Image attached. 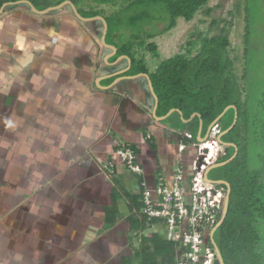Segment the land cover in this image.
<instances>
[{
  "label": "crops",
  "instance_id": "obj_1",
  "mask_svg": "<svg viewBox=\"0 0 264 264\" xmlns=\"http://www.w3.org/2000/svg\"><path fill=\"white\" fill-rule=\"evenodd\" d=\"M101 28L66 8L36 16L14 6L0 18V264H145L151 240L167 242L140 217V182L172 186L181 170L189 194L197 117L155 118L169 112L156 110L145 77L114 75L128 63H105ZM131 70L122 77L143 74ZM121 143L141 177L115 154Z\"/></svg>",
  "mask_w": 264,
  "mask_h": 264
},
{
  "label": "trees",
  "instance_id": "obj_2",
  "mask_svg": "<svg viewBox=\"0 0 264 264\" xmlns=\"http://www.w3.org/2000/svg\"><path fill=\"white\" fill-rule=\"evenodd\" d=\"M9 1L17 0H4L0 2V7ZM29 1L35 4L34 0ZM70 1L84 18H105L109 26L107 43L118 48L115 59L123 55L129 56L132 60L131 74H140L148 73L145 59L138 53L145 47L144 40L168 33L176 27L180 19L187 23L192 22L199 12L207 8L211 0H117L119 4H116V0H100L99 4L114 5L109 13L92 9L86 11L84 0ZM253 2L254 0H245V8L251 17ZM151 12L155 25L152 29H146L144 22H152ZM210 12L211 10L207 11L208 14ZM253 22L254 20L247 23V45L253 35ZM157 23L164 25V28L158 30ZM125 39L129 41H124ZM229 44L226 34L192 42L189 46L197 45L196 53H180L162 62L151 75V79L163 114L174 108L181 110L185 119L190 118L193 113H199L206 129L228 106L237 108V124L222 140L236 144L239 149L238 156L228 166L218 169L219 175L211 176L214 180L227 181L232 189L228 215L216 232L215 241L225 264H264V184L260 180V169L253 172L245 168L248 142L245 133L242 135L243 131L252 132L253 140L256 139L257 134L260 135L257 130L264 127V122L257 123L255 120L252 122V129H246L250 108L234 73V63L228 52ZM147 48L155 57L157 46L151 44ZM234 118V110L226 113L218 123L222 132L232 126ZM198 123L199 118L192 122ZM181 126L184 124L181 123ZM187 141L188 139L186 143L190 144ZM196 141L194 138L193 142L197 143ZM234 151L233 148L227 149V156L222 161L228 160ZM151 243L152 248L146 249L145 264L174 263L176 245L158 240L157 236Z\"/></svg>",
  "mask_w": 264,
  "mask_h": 264
},
{
  "label": "rangeland",
  "instance_id": "obj_3",
  "mask_svg": "<svg viewBox=\"0 0 264 264\" xmlns=\"http://www.w3.org/2000/svg\"><path fill=\"white\" fill-rule=\"evenodd\" d=\"M2 1L4 0H0V2ZM18 1L21 0L11 1V3ZM34 1L38 5L39 3L55 2L56 0ZM99 1L100 0H84V5H87L85 10L89 11L92 9L93 11H105L106 13L112 11L114 7L112 3L99 4ZM118 1H115L116 4H119L117 3ZM79 7L82 9L81 6ZM209 10H211L210 14L207 13ZM247 11L248 10L245 8V0H211L207 8L199 12L192 22L187 23L180 19L176 27L168 33L151 40H144L146 48L144 47L139 50L138 53L140 57L145 59L149 68L154 71L162 62L166 61V59H170L177 54H185L188 51L193 54L196 53L198 50H196L197 45L189 46L190 43L200 42L202 38L205 37L212 38L221 34H226L230 43L228 52L234 63V73L237 75V81L242 90H244V99L248 100V106L250 108L248 126L246 127L248 130L252 129V122L255 120L257 123L264 122V0H254L252 3L250 11L253 17H251ZM2 16H0V18ZM153 17L154 15L152 13L150 19L152 20ZM252 20H254L253 35L249 45H247L245 43V33L247 23L252 22ZM154 25L155 23L153 24V20L151 23L148 21L144 22L146 29L148 27L152 29ZM163 28L164 25L157 23L158 30ZM131 31L133 32V30ZM124 41L129 40L125 39ZM151 44L157 46L155 57L154 53L147 48ZM193 115L194 114H192L191 117ZM257 131H259L260 135L257 134L254 140L252 132H242V135L245 133L244 135H246L248 142V159L245 163V168L253 172L259 169L264 171V127H261V129ZM263 174L260 179L262 182L264 181ZM214 175H219V171H213L211 176Z\"/></svg>",
  "mask_w": 264,
  "mask_h": 264
},
{
  "label": "built area",
  "instance_id": "obj_4",
  "mask_svg": "<svg viewBox=\"0 0 264 264\" xmlns=\"http://www.w3.org/2000/svg\"><path fill=\"white\" fill-rule=\"evenodd\" d=\"M220 133L217 124L205 143L194 145L196 158L188 195L183 189L181 170H178L172 186L160 183L151 190L144 181L140 182V217L150 224H159L164 230V240L176 245L174 263L164 264H215L217 257L210 234L220 222L227 191L221 185L207 183L204 174L227 156V148L217 142ZM115 154L128 172L138 177L143 175L136 151L130 144L116 145ZM201 158L204 164L198 169ZM104 170L110 176L114 173L111 164H106Z\"/></svg>",
  "mask_w": 264,
  "mask_h": 264
},
{
  "label": "water",
  "instance_id": "obj_5",
  "mask_svg": "<svg viewBox=\"0 0 264 264\" xmlns=\"http://www.w3.org/2000/svg\"><path fill=\"white\" fill-rule=\"evenodd\" d=\"M14 6H20V7H26L30 10V12H32L33 14H36L37 16H45V15H48L52 12H59L61 11L62 9L66 8L77 20L83 22V23H92V22H100L101 23V30H100V43L102 45V47L106 50H108V54L104 56V61L105 63L107 64H111L109 62L110 59H112L113 57H115L118 53V48L113 46V45H110L107 43V35H108V31H109V26H108V23L107 21L105 20V18H103L102 16H96V17H93V18H84L82 17V15L79 13L77 7L74 5V3L70 0H66L56 6H53V7H50L48 9H45V10H39L37 9L34 4L32 2H30L29 0H21V1H18V2H15V3H11V2H6L4 3L1 7H0V16H2L5 12V10L9 7H14ZM122 60H126L127 63H128V67L124 70H121L120 72H117L115 73L114 75L115 76H121L120 79L122 78H135V77H139V76H143L145 77L148 82H149V87H150V90L155 98V107H156V110L159 106V97L158 95L156 94L155 90H154V86H153V82L151 81L150 77L148 74H141V75H135V76H123L122 75H125L127 74L130 69H131V66H132V60L129 56L127 55H123V56H119L116 60V62H120ZM113 75H110L109 77H111ZM118 81V80H117ZM101 82V81H100ZM100 82H99V88H102V89H109V87H102L100 86ZM117 83V82H116ZM155 110V111H156ZM230 110H234L235 111V118H234V122L232 124V126L224 131V132H221L220 135L217 137V142L221 145V146H224L226 147L227 149H230V148H233L235 151H234V155L229 158L228 160L226 161H221V162H218L216 164H214L213 166L209 167L206 171H205V174H204V179L207 183H210L212 185H221V186H225L226 187V198H225V203H224V209H223V213H222V216H221V219H220V222L215 226V228L212 230L211 234H210V241H211V244H212V247L214 248V251L216 253V261H215V264H225V261H224V258L222 256V253L218 247V245L216 244V241H215V234L216 232L219 230V228L223 225L224 221L226 220V217L228 215V209H229V203H230V197H231V192H232V189H231V185L225 181V180H214L211 178V173L215 170H218V169H221L225 166H228L229 164H231L233 161H235V159L237 158L238 156V153H239V149L237 147L236 144L234 143H226L224 142L222 139L225 135H227L230 131L233 130V128L236 126L237 124V121H238V111H237V108L233 105L231 106H228L224 111L223 113L208 127L206 133H205V136L202 137V130H203V121L201 119V115L200 114H194V116H196L197 118H199V123H200V127H199V132H198V136H197V142L198 143H205L210 135V132L212 130V128L217 125L221 119L226 115V113ZM179 113L180 115H182V112H180L179 110H176V109H172L171 111H169V113L163 117V118H159L157 117L156 115V112H155V118L157 119H161V120H166L169 116H171L173 113ZM184 122H188L186 120H184ZM205 153H208V151L206 150ZM204 164V161L203 159L201 158L199 163H198V169L201 168V166Z\"/></svg>",
  "mask_w": 264,
  "mask_h": 264
},
{
  "label": "clouds",
  "instance_id": "obj_6",
  "mask_svg": "<svg viewBox=\"0 0 264 264\" xmlns=\"http://www.w3.org/2000/svg\"><path fill=\"white\" fill-rule=\"evenodd\" d=\"M222 132V131H221ZM198 144V143H197ZM221 162V161H220Z\"/></svg>",
  "mask_w": 264,
  "mask_h": 264
}]
</instances>
